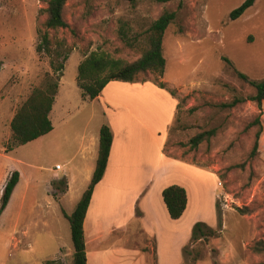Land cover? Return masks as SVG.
<instances>
[{
    "label": "rangeland",
    "instance_id": "obj_1",
    "mask_svg": "<svg viewBox=\"0 0 264 264\" xmlns=\"http://www.w3.org/2000/svg\"><path fill=\"white\" fill-rule=\"evenodd\" d=\"M244 1L68 0L64 9L68 27L50 30L53 46L57 47L63 42L62 50L70 51L60 80L61 103L57 105L53 116L57 131L49 139L44 137L41 141L34 140L22 145L14 140L12 116L35 89H44L49 80L56 79L51 67L52 56L47 51L37 50L41 43L40 31L45 30L44 9L47 2L0 0V150L7 151L9 157H0V167L13 165L20 168L17 170L24 182L19 184V196L26 190L28 182L33 184L29 188L25 210L21 213L22 225L32 219L36 225L38 221L45 224V220L51 223L55 219L57 224V221L63 220V209L57 199L64 190L63 180H67L64 174L71 170L76 174L78 191L85 185L84 176L78 168L85 146L90 148L88 163L94 167L96 165L100 126L107 122L103 120L98 105L83 101L78 83L80 63L94 51L105 52L111 58L120 59L123 64L138 59L147 44L146 33L150 26L165 10H169L176 12V17L163 39L165 73L160 78L153 73L144 75L141 80L147 81L138 83H151L147 87L149 90H160L162 88L153 81L162 79L176 91V96H172L176 102L175 115L167 130L163 148L166 156L174 161L194 165L215 177L187 165H168L163 179H157L152 186L157 192L158 187L166 183L180 184L187 190L188 201H199V215L203 210H214L211 217L207 216L210 211L203 214L209 218L208 221H200L206 224L204 231L207 234L192 240L193 227L191 239L183 246L181 255L177 254L179 241L169 248V254L162 253L166 258L164 264H171V260L179 257V264L264 262V252L254 253L251 249L256 241H264V106L261 111L256 101L248 99L256 94V88L239 78L223 59L228 57L251 80L264 79V0H256L240 18L232 20L231 12ZM124 23L130 26L129 36L133 47L127 45L119 34ZM111 88H115V85ZM149 90L144 92V89H137V95L133 97L114 92L117 98H132V105L134 109L137 108L138 131L137 142L134 143L139 149L137 165L139 157L143 155L142 159H147L148 168H151L148 172L146 165L143 167L140 182L147 180L153 173L157 157L151 131H162L167 121L157 92L149 93ZM162 92V95L168 94L167 89ZM237 98L246 100L233 107L223 105ZM61 104H64L65 111ZM56 114L64 117L60 123ZM257 117H260L261 125L254 123ZM261 128L263 132L259 153L251 157L256 134ZM211 129L215 133L209 140L203 141L197 148L191 146L189 141L195 135ZM59 133L60 138H55ZM70 161L73 163L69 164ZM56 163L64 165L65 169L52 176L46 168H54ZM43 173L48 175L43 176ZM215 184L214 199L211 191ZM120 187L116 182L105 183L95 201L98 209L92 214L100 218L103 228L110 225L109 221L115 216L121 218L131 213L132 191L125 188L121 190ZM104 188L106 190L103 192ZM46 194L53 195L57 201L49 202ZM144 195L138 202L137 218H133L128 227L131 228L130 232L137 230L140 225V205ZM157 202L155 193L156 207L152 213L156 228L173 238L170 230L180 229L182 221L168 217V213L162 211ZM71 207V202H67L68 210ZM116 210L120 214H114ZM16 212L17 209L13 207L5 219L14 216ZM197 212L189 210L183 225H187V221H191ZM68 228L69 236H64L63 242L73 246L70 225ZM32 229V240L40 244L36 233L38 229ZM6 231L2 224L0 264H44V258L37 249L26 247L27 240L22 249L10 246L9 233ZM180 233L178 230L179 237ZM136 237L133 236V241ZM109 241L112 244L118 240L112 236ZM122 241L127 242L126 239ZM159 253L158 249L156 258ZM128 255L131 258L134 256L132 253ZM147 256L150 257L149 254ZM73 259L69 258L67 264H72ZM61 263L65 264V261Z\"/></svg>",
    "mask_w": 264,
    "mask_h": 264
},
{
    "label": "crops",
    "instance_id": "obj_2",
    "mask_svg": "<svg viewBox=\"0 0 264 264\" xmlns=\"http://www.w3.org/2000/svg\"><path fill=\"white\" fill-rule=\"evenodd\" d=\"M121 82L122 81H111L104 88L100 96L94 100L85 99L82 95L83 101L85 103H90L94 106L98 105L99 110L101 111V115L103 113V120L107 122L113 132V145L111 148L108 166L103 179L95 187L93 198L89 206L84 223L88 264H164L166 258L164 259V255L162 253H168L169 248L172 247L174 243H178V241L179 250L177 254L182 253L183 246L187 245L191 239V230L194 225L202 220L208 221L209 218H205L203 214L206 211H210L207 216L209 215V217H211L214 210H203V213L201 212V214L199 215V201H193L190 198L191 202L188 201V206L183 216L177 220L172 219L169 215V211L163 199V190L165 187L169 186L173 182L166 183L165 185L158 187L157 192L156 190H154L155 188H152V186L155 185L157 179H163L167 169L166 166L168 165H187L204 173L209 172L200 168H196L194 165H190L182 161H174L171 158H168L164 152L163 148L167 139V130L173 121L176 110V102L173 99L172 95L169 92H167L168 94L165 93L162 95L161 93H163L162 91H165V89L158 90L156 88H151V90H149V88L147 87L150 86L151 83H146L144 85L138 82ZM61 85L62 84L60 83L59 91L55 98L53 110L50 114L54 129L50 133L36 139L37 141H41L42 139H44V137L49 139L50 137H53V133L57 131V125L55 121H53V116L56 112L57 105L61 103L59 102ZM113 85H115V88H111ZM137 89L139 91L144 89V92H147V90H149V93H153V91L157 92L159 102H162L164 104H161V106L162 108L164 106V115L167 120V125L165 124L162 131L161 129L157 131H151L153 133V143H155V156L157 155V157L154 161L153 173L148 176L147 180L143 179L142 182H140L139 177L141 175L143 176V167L146 165V169H149L148 172H150L151 168H148L149 165L147 164V159H142V157H144L143 155L139 157V165H137V150L139 149L137 148L136 144H134L135 142H137L138 131L137 119L139 118H137V108L134 109V106L132 105V103H134L132 102V98H130V100L124 98H117L114 93L119 92L118 94H129L133 97L137 95ZM82 105L84 104L82 103ZM61 108L65 111L64 104H61ZM112 108H114L115 110H113ZM56 115L57 121L60 123L64 119V117H62V115L60 114ZM12 119L13 116L11 118V121ZM102 126H100V130ZM60 136L61 134L59 133L55 135V138H60ZM90 142H92V140ZM89 150L90 148L86 146L82 149L84 155L82 157V162L78 167L79 172L82 173V175L84 176L85 185L79 191L78 189H76V174H74L71 170L64 174V177H66L67 179L64 181H67V184H64V190L62 189V193L58 196V201L55 199V197H53V195L46 194L49 202H53L54 200L59 202L61 210L64 209L68 214H72L73 210H75L76 205L78 204L84 192L88 188L96 168V165L94 167V165H90L88 163ZM7 154V151L0 150V157L9 159ZM11 160L14 161L13 159ZM72 163V161L69 162V164ZM57 164L58 163H56V165ZM34 168L36 167L34 166ZM17 169L20 168L14 167L13 165H5L3 167H0V203L7 180L9 179L12 172ZM46 170H49L52 176H54L58 172L55 167H48L46 168ZM209 174L213 175L212 173ZM47 175L48 174L43 173V176ZM20 182H24L23 178L20 180ZM20 182L14 189L8 206L0 216V228L3 224L4 228L7 230L6 232L9 233L10 246L13 245L16 249H22L23 244L26 243L25 241L27 240L26 247L31 250L37 249V252L40 253L44 258V264H48L49 261L55 260L65 261V264H67L69 258L74 257L75 252L74 245L71 246V244H69L67 246L63 242L64 236L65 238L69 236L68 225H70V222L64 216L63 220L57 221V224L56 220L54 219L51 223L45 220V224H40V221H38L39 224L36 225V221L32 219L31 221L28 220L27 222H25V224L22 225L21 213L25 210L28 201L29 188L32 187L33 184L28 182L26 184V190L22 193L21 196H19L17 191L19 189ZM107 182H112L113 184H115L116 182L119 184V186H121L119 189L122 190L125 188L124 190L132 191L131 194L133 197V204L131 213H128L126 217L122 216L121 218H119V216H115L112 220L109 221L110 225H108L106 228H103L101 227L100 218H96L95 216H93L92 213H94V211H97L98 209V206H96L97 204L95 201H97L96 199L100 193V189ZM216 187L217 186L215 184V187L211 191L214 199ZM105 190L106 188H104L103 192ZM144 193V199L142 200V203L140 205L142 207L140 225L137 230H135L134 232H130L131 228L128 227L132 224L133 218H137L138 202L139 200H141V196ZM155 193L158 197L157 204L161 205V210L167 212L168 217H170L172 220L183 222L184 217L187 216V212L189 213V210L192 209V212H197L196 210H198L196 216L191 219V221H187V225H183V223L181 222L180 229L172 228V230H170V232L175 236H173V238H171V236H167L165 231H160L156 228L155 219L152 213V210L156 207ZM160 194L162 195V200H160ZM99 199L100 198H98V200ZM67 202H71L72 209L68 210ZM32 203L34 204L35 202ZM13 207L17 209L16 214H14V216L11 215L8 219H5V217H7L6 215L11 209H13ZM113 213L120 214L118 213V210L114 211ZM34 227L38 229V232L36 233L40 239V244L38 242L37 244H35V241L32 240V235H34L32 233L34 229L32 228ZM178 230L182 232L180 233V237L178 234ZM183 230L185 232H183ZM112 236H115L118 241L110 244L109 240L112 238ZM133 236H137L134 241ZM124 239L127 240L126 243H123L122 240ZM128 248H132L133 250H130ZM158 249L161 253H159V257L156 258ZM131 253L134 254L132 258L128 255ZM148 254L150 255V257L147 256ZM135 255H137V258L135 257ZM10 256L12 255L10 254ZM179 258L174 261L171 260V264H179L181 261V259Z\"/></svg>",
    "mask_w": 264,
    "mask_h": 264
},
{
    "label": "trees",
    "instance_id": "obj_3",
    "mask_svg": "<svg viewBox=\"0 0 264 264\" xmlns=\"http://www.w3.org/2000/svg\"><path fill=\"white\" fill-rule=\"evenodd\" d=\"M159 1L167 2L170 0ZM46 2L47 7L44 9L46 15L44 22L45 30L43 32L40 31L41 43L38 45L37 50L39 52L47 51V53L52 56L51 67L56 74V79L49 80L47 87L44 89H35L14 115L11 121L13 137L16 143L22 145L34 141L50 133L54 129L50 114L59 91L60 80L64 75L65 62L69 59L70 55L69 50H62L64 45L63 42L59 43L57 47H54L50 35V30L68 27V23L64 16V9L68 0H46ZM255 2L256 0H245L244 3L231 12V19L236 20L240 18ZM175 17L176 12L165 10L160 17L152 23L146 33L147 44L142 50L141 56L132 62L123 64L120 59L111 58L105 52L100 51H94L87 55L79 65L78 75V83L82 90L83 98L89 100L98 98L111 81L130 83L146 82L147 80H141L142 76H147L151 73L156 74L158 78L163 77L166 69L163 39L167 28ZM129 31L130 26L124 23L120 27L119 34L127 45L133 47L134 44L130 40ZM223 59L234 69V72L239 78L256 88V94L248 99L256 101L259 109L262 111L264 101V79L261 81L251 80L246 73L236 68L232 60L228 57H223ZM153 82L160 88L167 89L172 96H176V91L171 89L164 80L158 79ZM245 100V98H237L233 102L223 105L225 107H233L237 103ZM254 123L261 125L260 117H257ZM262 132L263 130L261 128L256 134L251 157L259 153ZM214 133V129L200 132L195 135L189 143L192 147L197 148L203 141L209 140ZM112 145L113 132L109 125L104 124L100 130L99 155L91 182L72 214H68L64 209L62 210L64 216L71 225L72 240L75 248L72 264H88L84 230L85 218L93 198L95 187L105 175ZM20 180L21 173L18 170L13 171L3 190L0 203V216L8 206L14 189ZM65 184H67V181H65ZM163 199L170 217L175 220L180 219L188 206V193L186 188L178 184L170 185L163 190ZM205 225L206 224L203 222H197L194 225L192 240L199 239L202 235L207 234V232L204 231ZM251 249L254 253L264 252V241H256ZM48 264L62 263L61 261L55 260L49 261ZM257 264H264V262H259Z\"/></svg>",
    "mask_w": 264,
    "mask_h": 264
},
{
    "label": "built area",
    "instance_id": "obj_4",
    "mask_svg": "<svg viewBox=\"0 0 264 264\" xmlns=\"http://www.w3.org/2000/svg\"><path fill=\"white\" fill-rule=\"evenodd\" d=\"M55 169H56L57 171H60V170L63 169V165H61V164H57V165L55 166Z\"/></svg>",
    "mask_w": 264,
    "mask_h": 264
}]
</instances>
